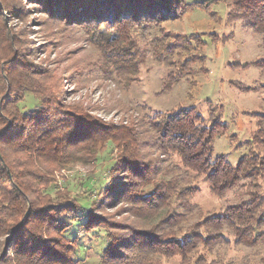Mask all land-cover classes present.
Wrapping results in <instances>:
<instances>
[{"label": "trees", "instance_id": "16d2710c", "mask_svg": "<svg viewBox=\"0 0 264 264\" xmlns=\"http://www.w3.org/2000/svg\"><path fill=\"white\" fill-rule=\"evenodd\" d=\"M220 1L228 7L225 21L239 22L260 35L264 48V0H49L46 12L48 21L78 26L105 68L126 85L148 59L182 58L171 79L164 81L162 91H168L187 68L197 66L198 72L206 67L204 38L213 43L220 39L214 25L186 35L172 32L168 25L194 10L213 24H222L213 9ZM15 46L13 35L1 25L0 234H9L6 241L15 247L12 259L17 264H75L88 251L102 264H264V113H251L256 124L249 139L241 143L230 139L233 149L247 150L234 164L227 154H215V140L228 127L211 101H206L204 111L184 104L147 113L140 122L152 133L149 145L162 159L161 165L151 166L134 154L138 141L130 126L115 128V137L109 126L64 109L60 78L22 60ZM250 64L264 74V56ZM230 83L241 91L253 90ZM187 90L191 94L189 84ZM96 129L107 135L106 141L118 138L127 180L120 183L127 185L124 197L149 228L127 232L122 240H116L114 229L97 225L89 196L92 185L73 199L41 207V216L32 218L34 210H29L42 186L52 188L55 168L50 164L61 168L68 149L95 136ZM160 173L162 179L156 178ZM200 181L214 195L235 190L241 197L220 213L204 215L191 200ZM26 205L25 213L31 215L26 213L18 222ZM192 216L197 218L191 223ZM23 233L26 240L20 243ZM86 237L99 243L87 247ZM232 245L253 252L231 259L222 247Z\"/></svg>", "mask_w": 264, "mask_h": 264}, {"label": "rangeland", "instance_id": "374dc122", "mask_svg": "<svg viewBox=\"0 0 264 264\" xmlns=\"http://www.w3.org/2000/svg\"><path fill=\"white\" fill-rule=\"evenodd\" d=\"M0 1V24L9 30L16 40L15 49L21 54V59L29 61L30 65H39L60 78L59 89L64 109L82 117H92L109 126L110 135L114 134L115 137V128L121 125L130 126L138 141L134 154L142 161H150L151 166L162 163L156 149L149 145L152 133L142 125L140 117L147 113L169 111L184 104L196 105L204 111L207 100L218 107L221 119L228 127V131L215 140V154H227L234 164L246 153L245 146L233 149L235 145L232 147L230 139L235 138L238 143L249 139L256 124L251 113H264V86H261L264 84V74L250 64L264 56V48L260 35L243 28L239 22L225 21L228 11L226 3L220 1L213 5V9L224 20L222 24H213L202 11L194 10L181 22L168 25L172 32L185 35L214 25L220 39L218 43H213L204 38L207 40L204 69L194 72L197 66H192L190 70L187 68L186 72L173 79L175 84L168 91H162L164 81L171 79L170 74L176 71L182 58L174 57L173 61L169 57L148 59L140 67L136 77L126 85L123 80L115 78L109 68H105L98 51L78 26L47 20L46 7L49 0L39 3H32L30 0ZM6 8L8 12L4 10ZM6 53L9 54V50H6ZM230 81L253 90H238ZM188 84L191 94L187 90ZM102 132L97 131L95 136H90L69 148L66 162L61 168L58 164H50V167L55 168L50 175L52 188L46 189V184L42 186L40 191H43L38 192V200L29 207V210H34L33 214L28 211L27 215L32 218L41 216V207L48 203L73 199L84 194L92 185L94 190L89 196L94 200L91 203L93 214L99 222L97 225L114 229L116 240H122L127 232L138 228L149 229L146 227L148 225L133 213L134 208L128 205L129 201L124 197L123 190L127 185L120 183L127 180L123 175L125 162H122L120 155L122 151L116 146L118 138L106 141L107 135L101 134ZM163 174H156V178L162 179ZM198 187L191 200L200 206L204 215L220 213L241 197L236 195L235 190H229L221 196L214 195L208 184L202 181ZM140 188L135 191L138 193ZM242 195L246 196L244 193ZM26 208L27 205L21 210L18 222L23 215L26 216ZM196 218L197 216H192L190 222ZM8 236L9 234H0V264H17L16 259H12L15 258V247L8 246ZM25 240L26 233H23L18 241L25 243ZM85 243L88 247L89 244L99 242L95 237L93 240L86 237ZM222 249L231 259H238L253 252L252 248L242 245ZM95 258L94 253L88 251L86 256L75 264H102ZM127 259L135 258L127 256ZM63 264H66V261Z\"/></svg>", "mask_w": 264, "mask_h": 264}, {"label": "water", "instance_id": "95a60500", "mask_svg": "<svg viewBox=\"0 0 264 264\" xmlns=\"http://www.w3.org/2000/svg\"><path fill=\"white\" fill-rule=\"evenodd\" d=\"M0 159H1V158H0ZM17 228H18V227H17ZM17 228L15 229V231L17 230ZM15 231H14V232H15Z\"/></svg>", "mask_w": 264, "mask_h": 264}]
</instances>
